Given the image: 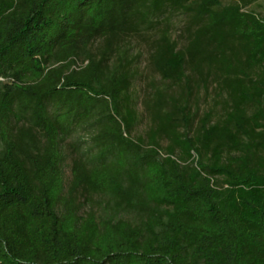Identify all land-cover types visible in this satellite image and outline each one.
Returning a JSON list of instances; mask_svg holds the SVG:
<instances>
[{
    "label": "trees",
    "instance_id": "obj_1",
    "mask_svg": "<svg viewBox=\"0 0 264 264\" xmlns=\"http://www.w3.org/2000/svg\"><path fill=\"white\" fill-rule=\"evenodd\" d=\"M231 1L0 0V264H264V16L244 11L258 0ZM168 10L197 26L180 50L162 31L153 69L187 97L214 87L223 114L192 132L189 106L158 95L146 143L135 141L132 112L121 111L129 77H108L88 50ZM82 54L88 63L72 69ZM14 116L43 146L13 132ZM93 119L95 140L116 154L92 168L73 162L71 193L148 209L144 229L80 216L63 196L61 144Z\"/></svg>",
    "mask_w": 264,
    "mask_h": 264
},
{
    "label": "rangeland",
    "instance_id": "obj_2",
    "mask_svg": "<svg viewBox=\"0 0 264 264\" xmlns=\"http://www.w3.org/2000/svg\"><path fill=\"white\" fill-rule=\"evenodd\" d=\"M231 0H221L222 5L231 3ZM244 11L255 14L258 17L264 16V0H258L248 6ZM197 26L191 15L181 11H170L162 16L153 18L152 25L141 29L139 33L116 38L112 46L108 49L104 39L95 41L88 50L91 58L99 61L105 59V71L108 77L125 74L129 77L130 88L123 96L121 111L125 114L129 108L133 116V124L129 131V138L146 143L147 135L152 128L151 114L149 106L152 105L162 95L165 106L169 107L171 102H185L191 111L192 123L191 131L195 132L200 125V120L205 114L211 115V122L217 121L223 114L224 102L214 87H210L207 92L201 88L193 91L191 97L181 92L180 87H175L163 81L155 72L150 56L153 46L158 40L162 31H167L171 41L178 50L187 45L188 35ZM74 70L83 68L88 63L86 54L80 55L76 59ZM126 97V99H125ZM50 114L54 113L53 108H49ZM13 132L28 131L34 139L35 145L41 147L44 140L40 132L33 128L28 119L18 120L11 117ZM99 132V124L93 119L89 122L72 126L69 136L62 142V164L61 172L63 178V196L74 202L80 216L88 213L94 214L97 221H125L135 227L144 229L149 210L130 209L118 199L111 195H97L85 189H79L71 193V169L73 162L79 161L87 168H92L104 162L114 159L112 150L103 148L96 140ZM168 142L160 141V146L164 149ZM2 147L0 146V152ZM61 209L58 208V212Z\"/></svg>",
    "mask_w": 264,
    "mask_h": 264
}]
</instances>
